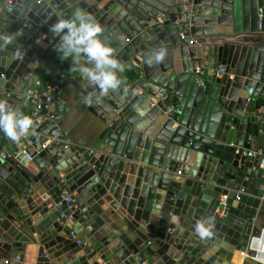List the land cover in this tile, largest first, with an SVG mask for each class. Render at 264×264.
I'll use <instances>...</instances> for the list:
<instances>
[{"label":"water","instance_id":"water-1","mask_svg":"<svg viewBox=\"0 0 264 264\" xmlns=\"http://www.w3.org/2000/svg\"><path fill=\"white\" fill-rule=\"evenodd\" d=\"M10 1L0 0V36L15 37L0 47V100L33 125L0 158V249L11 258L0 264H23L29 250L30 264H231L244 253L264 196L252 172L261 157L242 153L264 151V0ZM77 8L104 25L124 67L107 95L57 51L51 25ZM52 58L72 76L32 116L25 94ZM63 95L101 125L87 149L45 146L34 132L63 118ZM11 144L0 131V154ZM209 219L202 240L196 225Z\"/></svg>","mask_w":264,"mask_h":264},{"label":"clouds","instance_id":"clouds-1","mask_svg":"<svg viewBox=\"0 0 264 264\" xmlns=\"http://www.w3.org/2000/svg\"><path fill=\"white\" fill-rule=\"evenodd\" d=\"M51 31L59 37L56 48L64 57H71L74 70L100 89L102 95H107L120 87L123 81L118 73L124 71L123 65L114 56L113 49L104 40L101 34L105 31L93 15L86 10L77 8L70 17L58 18L51 25ZM13 35L0 36V47L13 42ZM19 55V53H17ZM164 56V51L155 53V60L159 62ZM81 58L86 64L81 65ZM151 62V58L149 60ZM85 102L92 104L93 97L85 96ZM98 102V100L96 101ZM33 125L29 115L18 112L7 101L0 100V131L10 140L17 141L26 137ZM214 223L211 220H202L196 225V232L200 239H206L213 234Z\"/></svg>","mask_w":264,"mask_h":264},{"label":"crops","instance_id":"crops-1","mask_svg":"<svg viewBox=\"0 0 264 264\" xmlns=\"http://www.w3.org/2000/svg\"><path fill=\"white\" fill-rule=\"evenodd\" d=\"M182 2H186L183 1ZM187 36V32L183 31ZM70 64L68 60L63 58H52L47 61L41 62L36 68L35 72L33 74V79H37L38 85L36 89H46L51 84H57L62 81V76H65L66 78H70V74H68L67 69L69 68ZM221 68V66H218V70ZM199 70H201V79L205 80L207 76V68L205 66L199 67ZM197 79V77H196ZM64 100H68L70 102V106L68 107L67 112L63 115V118L58 122H52L47 121L45 125V130H34L36 134L41 136V138H46V141L44 143L45 146H57L60 147L65 141H69L71 146H74L76 149H87V147L92 143L97 131L99 128H101V125L98 121V119L93 116L90 112H88L84 107L76 103L75 101H72L69 99V97H66L63 95ZM264 98H261L259 100V104L263 105ZM65 104V103H64ZM256 116L258 118L264 120V112L257 111L256 110ZM43 125V126H44ZM49 136V137H48ZM48 138V139H47ZM10 145L9 149L7 150L6 147L2 148L1 153H4L6 155L17 153L21 149H23V146L20 144L14 143ZM264 143V140H263ZM259 148L257 151H260ZM248 151H242L244 155H246ZM38 168L34 167V172H36ZM253 174H256L255 177L264 178V169H253ZM67 196L64 193V197ZM72 196H75V192L72 193ZM74 199L79 203H83L84 197L78 196L77 198L74 197ZM264 228V196L262 197L261 205L258 209L256 222L254 225V232L253 235L257 234L261 229ZM67 231V229H65ZM31 251L29 250V254L26 257L25 262L23 264H30V257H31ZM9 253L3 251L0 249V263H3L4 261L10 260ZM231 264H253L251 262H248L245 260V253L243 252H235L234 256L231 260Z\"/></svg>","mask_w":264,"mask_h":264},{"label":"built area","instance_id":"built-area-1","mask_svg":"<svg viewBox=\"0 0 264 264\" xmlns=\"http://www.w3.org/2000/svg\"><path fill=\"white\" fill-rule=\"evenodd\" d=\"M8 3H11V1L8 0ZM184 7L186 8V5ZM185 36L186 35L184 33L180 34L181 38H184ZM218 71L223 72L224 68L221 67ZM201 74H202L201 70L197 68L196 69V75L198 76L197 81L200 84H203L204 83L203 79L199 78L201 77ZM216 76H219V73H216ZM61 78L63 79L64 76H62ZM57 86H58L57 84H51L46 89L38 90L35 88L34 90L27 91V93L25 94V98L29 103L32 116H35L44 105L42 98H46L47 102L50 101V97L52 93H54V91L56 90ZM263 106H264V102H263ZM62 147L64 149H68L69 147H71V144L69 141H65L64 146ZM246 155L248 157H255L256 155H259L261 158L258 169L260 170L264 169V151L262 150L256 152L248 151ZM5 156L6 154L4 153L0 154V158H4ZM242 191L244 190L242 189ZM236 198L239 199V196L236 195ZM64 199L66 202L70 203L72 207L77 208V204L75 203L74 197L67 195L64 197ZM244 253H245V260L252 262L254 264H264V228L261 229L257 234L251 236V238L247 243L246 251Z\"/></svg>","mask_w":264,"mask_h":264}]
</instances>
